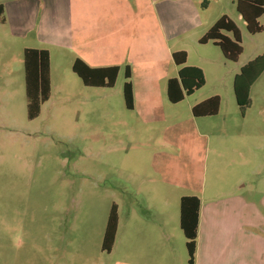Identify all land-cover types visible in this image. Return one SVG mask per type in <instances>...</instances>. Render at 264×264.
Here are the masks:
<instances>
[{
    "label": "rangeland",
    "instance_id": "374dc122",
    "mask_svg": "<svg viewBox=\"0 0 264 264\" xmlns=\"http://www.w3.org/2000/svg\"><path fill=\"white\" fill-rule=\"evenodd\" d=\"M235 1L202 0L199 6L210 4L206 16L226 13L236 23L244 48L239 62H220L212 51L204 54L211 62H200L197 47L175 46L189 49L186 66L200 65L206 84L188 101L172 105L161 81L152 90L162 105L153 113L149 133L143 120L127 118L132 113L125 107L124 71L113 89L87 88L69 65L58 61L55 50L51 98L30 121L22 50L30 42L11 40L9 27L0 25V264H188L185 245L177 249L175 259L169 250L135 247L137 218L129 214L140 205L135 199L126 201L132 195L125 192L146 186L143 168L151 170V161L142 155L148 151L149 156L153 150L188 160L179 157L184 152L181 141L169 140L167 129L174 113L181 114L183 122L188 119L189 101L216 95L222 101L216 121L225 124V133L217 148L213 140L208 149L206 197L222 203L229 196H241L233 219L241 229L233 234L236 241L217 256L230 261L264 258V73L252 86L244 109L234 91L238 69L264 54V15L259 20L263 31L251 35ZM136 2L147 18L148 2ZM162 42L174 45L168 38ZM161 53L164 56L165 49ZM164 61L160 67L165 68ZM163 113L168 122L156 120ZM201 151L203 158L196 157L200 166L204 147ZM155 174L151 172L153 178ZM114 203L124 204L121 239L107 254L102 244ZM127 241L133 245L127 247Z\"/></svg>",
    "mask_w": 264,
    "mask_h": 264
},
{
    "label": "crops",
    "instance_id": "0c3cea01",
    "mask_svg": "<svg viewBox=\"0 0 264 264\" xmlns=\"http://www.w3.org/2000/svg\"><path fill=\"white\" fill-rule=\"evenodd\" d=\"M221 1L223 0H215L218 3ZM135 2L143 6L144 2H148L150 12L147 18L142 13L143 9H137ZM201 2L202 0H141V2L138 0H0L5 10V22H0V25L9 27L11 40L30 42V45H23V51L26 48L47 50L50 54L51 73H53V50L57 52L58 61L71 68L77 58L93 68L117 66L120 68L119 74L122 71L125 73L126 67L129 66L134 107L128 109L125 105L126 110L132 114L128 116L126 112L121 113V116H128V119L135 118L138 122L143 120L144 126L148 127L146 133H149L152 130L151 121L155 120L153 113L160 111L159 105H162L159 103L162 100L154 96L152 90L160 86L161 81L164 80L167 95L169 80L178 78L182 67L175 63L174 53L185 51L187 62L190 58L187 47L176 49L175 46L182 44V46L197 47L196 49L201 52L200 62H211V59L204 55H209L211 51L220 62L226 60L220 48L212 43H199L226 13H220L216 18L206 16L210 4L202 9L199 6ZM165 38L174 43L173 47L162 42ZM211 45L214 47L213 50ZM216 48L221 52H216ZM162 49L166 51L164 56L161 53ZM162 59L165 60L163 62L165 68L160 67ZM199 66L190 67L200 68L205 76L204 69ZM153 67L157 70L154 71ZM242 67L238 69L235 77L240 74ZM216 70L219 72V69ZM197 92L178 104L193 97ZM211 97L214 96L189 101L190 118L183 122L180 119L181 114L174 113L175 120L167 129L169 140L181 141L184 152L179 157L184 155L188 160L178 161L175 155L153 150H150L152 154L150 156L149 151L142 155L150 158L151 161L148 165L151 170L142 167L146 186L133 189L132 192L126 191L125 193L132 196H124L126 201L135 199L140 205L137 210L135 209L132 214L130 211L129 214V217L137 218V226L133 229L138 240L134 244L135 247L144 249L169 250L170 255L175 259L177 249L184 245L186 247V238L180 228V200L184 196H197L201 201V210L194 264H264V258L255 260L238 258L230 261L219 259L217 256L224 252L225 247L231 246L236 241L233 234L241 229L233 224V219L239 210L235 206L241 196H229L222 203L217 201V198L208 200L206 197L208 149L213 140L216 141L214 144L216 148L222 142L225 124L216 121L221 106L217 115L207 117H196L193 108ZM156 120L169 121L164 113ZM139 131L140 129L137 133ZM139 134L142 135V131ZM203 147L204 161L200 166L196 157L203 158L201 155ZM151 172L156 173L155 175L161 179L153 178ZM151 179L155 181L152 183ZM114 204L118 208L119 215L115 247L117 241L121 239V211L124 204ZM182 239H184L183 244L180 242ZM124 244L129 247L133 242L127 241ZM114 247L111 252L103 251V253L111 254ZM228 248L232 251L231 247ZM120 264L132 263L124 261ZM136 264L158 263L137 262Z\"/></svg>",
    "mask_w": 264,
    "mask_h": 264
},
{
    "label": "trees",
    "instance_id": "16d2710c",
    "mask_svg": "<svg viewBox=\"0 0 264 264\" xmlns=\"http://www.w3.org/2000/svg\"><path fill=\"white\" fill-rule=\"evenodd\" d=\"M207 3V2H205ZM237 12L246 24L251 35L261 33L263 27L259 20L264 15V0H236ZM4 6L0 4V22L4 23ZM200 44L212 43L220 48L224 58L230 62H238L244 53L243 39L236 23L227 15L222 16L211 29L200 39ZM175 63L181 66L178 78L168 82L167 95L172 104L182 102L186 97L193 95L206 84L203 71L197 67L185 66L187 53L185 51L173 54ZM25 90L27 97L28 119H37L42 106L52 95L50 54L47 50L26 48L23 53ZM73 72L87 87L114 88L120 68L117 66L93 68L82 59L77 58L73 63ZM264 73V54L241 68L235 77L234 91L238 105L244 109L250 103V91L255 82ZM123 95L126 107L133 109L134 94L130 81V67H126ZM221 106L219 96L211 97L193 108L196 117L215 116ZM201 201L197 196H184L180 200V228L186 238L188 263H195L197 240L200 224ZM119 225L118 208L112 205L107 220L103 238L102 250L111 252L114 247Z\"/></svg>",
    "mask_w": 264,
    "mask_h": 264
}]
</instances>
